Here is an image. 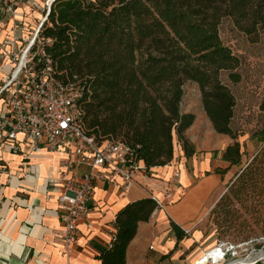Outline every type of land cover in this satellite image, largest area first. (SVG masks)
Masks as SVG:
<instances>
[{"label": "trees", "instance_id": "obj_1", "mask_svg": "<svg viewBox=\"0 0 264 264\" xmlns=\"http://www.w3.org/2000/svg\"><path fill=\"white\" fill-rule=\"evenodd\" d=\"M43 16L33 45H45L61 82L80 88L84 127L98 143H126L146 171L169 164L176 143L186 158L193 156L185 130L194 114L181 109L183 85L192 81L213 128L231 138L221 159L240 162L238 138L245 132L232 127L236 103L222 75L238 83L241 57L222 41L219 24L232 17L247 35L256 36L264 31V0H53ZM258 107L264 112V97ZM258 176H264V148L236 181L245 186ZM156 209L151 196L120 208L113 235L97 255L100 264H126L138 223ZM170 228L178 241L188 236L173 221Z\"/></svg>", "mask_w": 264, "mask_h": 264}, {"label": "crops", "instance_id": "obj_2", "mask_svg": "<svg viewBox=\"0 0 264 264\" xmlns=\"http://www.w3.org/2000/svg\"><path fill=\"white\" fill-rule=\"evenodd\" d=\"M15 4L25 23L32 22L45 9L31 8V0L21 4L15 1ZM4 21L9 33L14 35L9 27L13 20L5 17ZM1 32L4 29L0 31V40L4 37ZM181 109L194 114L185 136L196 152L186 158L180 144L176 143L174 158L169 164L150 167L151 175L165 181H173L174 172L178 171L174 188L178 200L154 210L149 220L138 223L136 234L126 250V264H184L182 260H185L190 246L203 237L201 230L191 229L188 236L178 241L168 217L184 230H190L184 226L190 225L209 207L220 176L207 171H210L212 161H223L221 151L231 138L213 128L203 107L198 112ZM64 156L60 150L40 148L30 151L24 145L16 152L0 149V264H100L97 255L108 244L110 233L115 229L116 212L128 202L150 195V180L147 187L134 184L125 193L106 181H97L93 200L89 203L90 224H79L81 233L66 252L60 236L62 226L57 209L62 185L52 182ZM85 170L87 168L81 166L74 172L80 175ZM153 189L161 197L159 189ZM198 230L200 235L196 236ZM200 248L201 252L207 249L206 246ZM197 256L194 250L187 264H193L199 258Z\"/></svg>", "mask_w": 264, "mask_h": 264}, {"label": "built area", "instance_id": "obj_3", "mask_svg": "<svg viewBox=\"0 0 264 264\" xmlns=\"http://www.w3.org/2000/svg\"><path fill=\"white\" fill-rule=\"evenodd\" d=\"M4 16L15 17L13 0H0V31L4 27ZM41 23L26 45H4V39L0 40V149L16 152L24 145L30 151L43 148L64 152L59 162L61 168L52 182L62 185L57 209L62 226L60 236L67 252L81 233L79 224H90L89 203L97 181H106L125 193L134 184L147 187L150 180L149 196L157 203V209H163L178 200L174 195L178 171L174 172L173 181H165L146 171L126 143L119 140L98 143L86 133L83 110L77 104L80 88L61 82L45 45H33ZM17 28L14 24L13 29ZM81 166L87 170L76 174L74 171ZM153 188L159 189L161 197ZM246 245L247 242L215 240L194 264L204 259L205 264H228L246 259L253 255L250 252L239 256V249ZM215 250L218 256L211 255Z\"/></svg>", "mask_w": 264, "mask_h": 264}, {"label": "rangeland", "instance_id": "obj_4", "mask_svg": "<svg viewBox=\"0 0 264 264\" xmlns=\"http://www.w3.org/2000/svg\"><path fill=\"white\" fill-rule=\"evenodd\" d=\"M15 1L21 4L26 0H13L14 3ZM47 1L31 0V8H46ZM17 7L15 4V17L11 18L13 23L9 27L14 35L19 37L10 34L8 25L4 24V45H26L34 36L43 17L42 11L32 22L25 23L24 16L17 15ZM14 24L17 29H13ZM219 35L222 41L241 57V80L232 84L225 75H222V79L229 84L235 98L232 127L238 132H245L238 138L242 156L236 165H229L226 161L211 162L208 174L215 173L216 167L224 169V172L216 173L220 179L209 207L198 214L190 225L184 226L190 229V233L191 229H199L203 233L200 242L190 246L185 260H182L184 264L188 263L194 250L199 256L202 253L200 247L209 248L216 239L247 241V245L239 249L240 257L264 250V176L255 177L246 182L245 186L236 181L238 174L250 163L254 155L264 148V133L260 132L264 130V112L258 107L264 97V31L258 32L256 36L247 35L232 17H223L219 24ZM18 39L21 42L18 43ZM183 89L181 108L195 112L202 110L198 85L186 81ZM168 218L171 222L172 219ZM199 230L195 232L196 236L200 235ZM209 235V239L204 242ZM202 242L204 243L200 245ZM259 262L258 264H264V261Z\"/></svg>", "mask_w": 264, "mask_h": 264}, {"label": "bare ground", "instance_id": "obj_5", "mask_svg": "<svg viewBox=\"0 0 264 264\" xmlns=\"http://www.w3.org/2000/svg\"><path fill=\"white\" fill-rule=\"evenodd\" d=\"M50 1H51V0H48V3H50ZM18 15H20V14H18ZM42 19H44V16L42 17ZM42 19H41V21H42ZM1 33H2V32H1ZM3 33H4V32H3ZM211 255H212V256H218V255H219L218 250H215V251L211 252ZM202 258H203V256L201 257V259H202ZM255 258L264 259V250H259L258 252L254 253L253 255H251L250 257L246 258L245 260H246V261H251V260H253V259H255ZM198 259H200V258H198ZM195 261H196V260H195ZM195 261H194V262H195ZM240 262H243V259H238V260L232 261V262H230V263H228V264H240ZM193 264H194V263H193ZM197 264H205V259L202 260L201 262L197 263Z\"/></svg>", "mask_w": 264, "mask_h": 264}, {"label": "water", "instance_id": "obj_6", "mask_svg": "<svg viewBox=\"0 0 264 264\" xmlns=\"http://www.w3.org/2000/svg\"><path fill=\"white\" fill-rule=\"evenodd\" d=\"M53 0H51L50 1V3H48V6H47V12H48V10L50 9V5H51V2H52ZM46 18V16H44V19ZM44 19H42V21L41 22H43V20ZM233 261H235V260H233ZM259 261H264V259H260V258H255V259H253V260H251V261H246L245 259H243V262H240V264H256L257 262H259ZM232 262V261H231ZM230 263V262H229Z\"/></svg>", "mask_w": 264, "mask_h": 264}]
</instances>
